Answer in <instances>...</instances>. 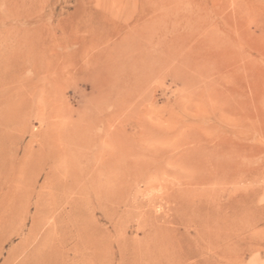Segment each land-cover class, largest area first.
<instances>
[{"label": "rangeland", "instance_id": "rangeland-1", "mask_svg": "<svg viewBox=\"0 0 264 264\" xmlns=\"http://www.w3.org/2000/svg\"><path fill=\"white\" fill-rule=\"evenodd\" d=\"M108 123H192L182 144L205 167L162 162L171 175H156L145 194L159 195L174 176H208L186 185L201 195L193 199L207 208L202 219L212 209L223 225L233 197L234 264H264V0H0V264L57 256L60 243L73 244L75 221L80 235L103 236L107 252L117 251L131 195L123 194L116 228L95 223L86 197L90 144ZM213 151L223 169L212 166ZM156 204L154 214L163 209ZM133 236L123 240L128 251Z\"/></svg>", "mask_w": 264, "mask_h": 264}, {"label": "bare ground", "instance_id": "bare-ground-1", "mask_svg": "<svg viewBox=\"0 0 264 264\" xmlns=\"http://www.w3.org/2000/svg\"><path fill=\"white\" fill-rule=\"evenodd\" d=\"M147 53V56H149L150 59L151 54L150 52ZM135 58L139 59L141 58V55H138ZM92 66H94V64ZM98 68L93 67V71L95 70L97 72V70H99ZM96 72L95 74H97ZM88 74L87 76H90ZM120 124L121 123L105 124L101 128L102 132L100 134L101 136H99L100 139L98 140L97 138H93L91 141V176L89 182H87L88 187L86 190V197L87 200L93 205L92 207L94 216L96 215V213H98V217L95 218V223L97 224L98 221H103L104 223L102 225L106 226V224L108 223V226L115 227L117 219H119L118 211L120 210V206L122 204V198H124L123 194L125 192H128V194H130L131 196H129V199L125 204V214L129 218L130 225L125 230V234H123L124 236H122V238L123 240H127L126 234L129 232H134L135 236L131 238V242L133 241L135 243H138V245L136 247H132V249L128 251L126 247L127 243H123L122 239V241L120 240L121 242L119 241L118 237L121 236L119 234L118 237L115 236V238H118L117 240H115V247L117 248V251L111 250L112 252H110L109 254L105 248L107 246L105 244V237L101 236V238H97L96 235L91 234H89V236H82L84 233L80 235L79 231L81 230H79V224L75 221L77 234L74 235L73 244L70 247L66 248V243H60L63 250H61V252H59L57 256L56 254H53V256L51 254H45L40 256L39 258H35L34 256L37 255V253H32L31 256L29 253H25V255L23 254V257L15 264H28L29 260L33 258L35 259V261L39 260L38 262H41L39 264H234V253L232 251L231 242V240L233 239V237L231 239V226H233L231 224V215H233L231 213V202L234 203V200H232L234 198L232 197V199H230L231 197H228L227 202H224L228 204L224 205V222L223 225H221L222 223L219 222L221 216L219 217V214H215L212 209L208 212V219H202V211L204 209H206L207 211V208H203L204 205L202 206L199 202L201 200L200 198L198 202H194L193 199L194 196L199 197L201 195L199 191H195L196 189L191 191L189 190L193 187L188 188L186 186L187 184H201L200 178H203L206 175L199 177L198 175H201V173H199L198 175L195 174L197 176L189 175L187 177H182L180 176L181 174H179V177L182 178H177L176 176H174V178L178 179V181L175 180L177 182L176 184L173 183V181H171L169 184H163V191L159 195L150 196L148 194H145V191H147L149 187L152 186L153 180L155 179L156 175H158L159 173L168 176L171 175L163 169V166L165 164H175L177 166L184 164L188 166L191 165L193 171H196L195 169H198L199 166H201V161L196 152V148L194 146L183 145L186 141V144H189L188 140L185 139H187L188 129L192 123L189 126V123L184 125L185 127L188 126V129L184 126L173 127L171 125L160 124L153 125L143 123H128L129 130H126V128L122 126L123 124ZM193 125L196 126L195 124ZM196 128L198 130V127ZM203 128L205 129L209 127ZM128 131L130 133H127ZM206 132L207 131L202 133L205 134ZM219 134H216V136ZM199 137L201 138L200 135H197V138ZM150 140L151 142H149ZM134 142L139 143L137 150H135V148L133 147ZM197 145L199 146V144ZM231 151L232 150H227L226 152L230 154L232 153ZM214 154L216 155H213L214 164L212 163V166H216L218 170L223 169L224 167L223 163L221 162L222 160L220 161L221 154L218 155L216 152ZM224 158L227 157L225 156ZM228 159H230V157ZM231 160L232 158L230 159V161ZM162 162H164L165 164L163 163V165ZM167 166H164V168L167 169ZM202 166L205 167L204 164ZM183 170L185 169L183 168ZM204 170H206V168ZM185 173L183 172L182 175H184ZM218 176L216 175L215 177ZM222 178L224 181V178L226 179V176H223ZM221 180L222 179L220 176L219 181ZM229 180L230 178L228 179V181ZM205 181L203 182L205 183ZM139 183H143V190H138L136 188ZM133 188H136V190L134 191V193H131L130 191ZM199 188L197 186L198 190ZM229 193L230 192H228V194ZM7 198L8 197H4V200L1 201L5 203V201H8ZM205 198L206 197H204L203 199ZM156 200L162 201L163 209L160 212L157 211V214H154V212L152 211V207L154 205L155 207L157 206ZM68 204L71 207H76L77 202L75 200H71ZM160 205L159 207H162ZM110 206L112 208L111 212H109V210L111 209L109 208ZM218 210L215 211L218 212ZM222 212L220 213L222 214ZM114 218L117 219L114 220ZM33 225H31V229L36 227L35 224ZM222 229H225L227 231L225 237H221V240L225 239L226 245L224 249L219 250L220 248L218 246V241L219 243H222V241L219 240V237L221 236L219 234ZM2 231L3 233L6 232L5 227L2 228ZM101 232L102 231L99 232V236ZM21 233V227L19 226L15 234L21 235ZM109 239L107 240L109 241ZM206 251H209V253ZM205 252L208 254L207 256L204 255Z\"/></svg>", "mask_w": 264, "mask_h": 264}]
</instances>
